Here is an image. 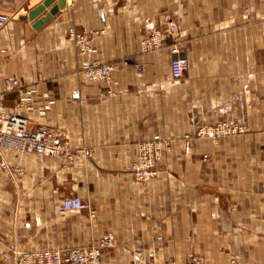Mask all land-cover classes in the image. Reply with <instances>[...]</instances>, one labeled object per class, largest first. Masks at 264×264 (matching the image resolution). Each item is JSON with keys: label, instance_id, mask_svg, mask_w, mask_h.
I'll return each mask as SVG.
<instances>
[{"label": "crops", "instance_id": "crops-1", "mask_svg": "<svg viewBox=\"0 0 264 264\" xmlns=\"http://www.w3.org/2000/svg\"><path fill=\"white\" fill-rule=\"evenodd\" d=\"M43 1L0 0L12 16L0 29V95L90 155L65 165L2 151L21 172L0 167V264H16L14 248L67 251L107 232L118 244L103 264H187L192 254L264 264V0H73L37 29L26 15ZM169 19L178 38L144 51L142 38ZM70 29L92 35L91 55ZM174 42L189 59L179 79ZM95 60L119 65L111 83L83 74ZM10 79L19 86L8 89ZM225 120L246 123L245 133L185 153V133ZM156 133L172 149L142 182L132 172L137 144ZM71 195L89 207L60 214Z\"/></svg>", "mask_w": 264, "mask_h": 264}, {"label": "built area", "instance_id": "built-area-1", "mask_svg": "<svg viewBox=\"0 0 264 264\" xmlns=\"http://www.w3.org/2000/svg\"><path fill=\"white\" fill-rule=\"evenodd\" d=\"M73 0H68L71 5ZM12 16L0 12V29L5 28ZM101 31H95L100 33ZM180 27L178 23L169 19L163 28L151 29L141 41L142 49L146 52H154L164 47L165 41L173 36L178 38ZM69 36L74 40L78 50L84 55L94 52L92 35L85 31L70 29ZM170 50L176 55L172 59V75L179 79L189 67V59L180 56L178 43L170 45ZM119 69L117 63H102L98 60L87 62L83 68V74L95 82L111 83L114 73ZM141 72L143 67L140 66ZM19 86L18 79H10L8 89ZM21 91H23L21 89ZM247 126L234 120H225L218 123H203L192 132L183 136L185 152L192 150L196 139H211L215 142L223 138L244 133ZM137 158L133 163L132 172L142 182H148L159 174V165L164 160L165 154L172 149L171 140L160 133L151 138L140 141L137 144ZM11 151L19 154L33 153L42 157L61 158L65 165L75 163L81 157L90 155V150L81 149L73 151L66 139L61 138L60 130L45 124H33L27 116L20 115L9 108L0 95V167L6 172H21L20 168L12 167L5 159L2 151ZM78 195L67 196L62 200L59 212L62 215L70 211L88 208ZM116 245L115 234L105 233L101 239L89 246L74 247L67 251L52 248L24 249L14 248L13 253L16 264H100L106 248ZM193 264H199L193 263Z\"/></svg>", "mask_w": 264, "mask_h": 264}, {"label": "water", "instance_id": "water-1", "mask_svg": "<svg viewBox=\"0 0 264 264\" xmlns=\"http://www.w3.org/2000/svg\"><path fill=\"white\" fill-rule=\"evenodd\" d=\"M56 0H44L43 3L38 5L37 7L33 8L30 10L28 17L30 20H36L34 22V27L35 28H40L42 27L47 21H49L54 15L60 12L61 9L65 8L67 5V0H58L57 5H54L49 9V11L45 14L42 15L40 18H38L43 12L46 11L48 7H50ZM38 18V19H37ZM180 56H184L183 54H180ZM176 57V56H175Z\"/></svg>", "mask_w": 264, "mask_h": 264}, {"label": "rangeland", "instance_id": "rangeland-1", "mask_svg": "<svg viewBox=\"0 0 264 264\" xmlns=\"http://www.w3.org/2000/svg\"><path fill=\"white\" fill-rule=\"evenodd\" d=\"M171 37H173V36H171ZM174 39H177V38H175V37H173ZM177 42H174L173 44H176ZM140 74H142V72H140ZM234 121H236V122H241V123H244V122H242V121H239V120H234ZM245 125H246V123H244ZM201 125V124H200ZM199 126V125H198ZM197 126V127H198ZM247 126V125H246ZM192 132V131H191ZM187 133H189V132H187ZM245 133V132H244ZM160 134H162V133H160ZM186 134V133H185ZM184 134V135H185ZM241 134H243V133H241ZM163 135V134H162ZM183 135V136H184ZM237 135H240V134H237ZM163 136H165V135H163ZM183 136L180 138V140H181V142L184 144V142H183ZM233 136V135H232ZM166 137V136H165ZM167 139H169V140H171L170 138H168L167 137ZM223 139H225V138H223ZM222 139V140H223ZM197 140H200V139H196L194 142H196ZM207 140H211V139H207ZM221 140V141H222ZM213 141V140H212ZM172 142V141H171ZM215 142V141H214ZM220 142V141H219ZM193 148V147H192ZM184 151H185V149H184ZM192 151V150H191ZM190 151V152H191ZM189 152V153H190ZM185 153H187V152H185ZM167 154V153H166ZM166 154H165V156H166ZM136 160V159H135ZM163 162V161H162ZM161 162V163H162ZM134 163V162H133ZM160 163V164H161ZM133 166V165H132ZM159 171H160V165H159ZM137 179V178H136ZM138 180V179H137ZM108 233V232H107ZM112 233H114V232H112ZM115 234V233H114ZM101 239V238H100ZM99 239V240H100ZM115 239H116V245L114 246V247H112V248H106L105 250H108V249H114L116 246H117V244H118V240H117V237H116V235H115ZM98 240V241H99ZM96 243V242H95ZM94 244V243H93ZM92 245V244H91ZM37 248H48V247H37ZM37 248H32V249H30V250H33V249H37ZM25 249V248H24ZM53 249V248H52ZM69 250V249H68ZM105 250H104V252H105ZM14 254V253H13ZM15 256V255H14ZM103 257H104V253H103ZM103 257H102V261H101V263L100 264H103ZM16 259V258H15ZM199 263V264H208L207 262H206V259H205V256H203V255H197V254H192L191 256H190V258H189V260H188V263L187 264H193V263Z\"/></svg>", "mask_w": 264, "mask_h": 264}]
</instances>
